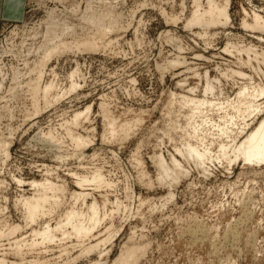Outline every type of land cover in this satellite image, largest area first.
Listing matches in <instances>:
<instances>
[{"label": "rangeland", "instance_id": "1", "mask_svg": "<svg viewBox=\"0 0 264 264\" xmlns=\"http://www.w3.org/2000/svg\"><path fill=\"white\" fill-rule=\"evenodd\" d=\"M199 1L206 8L207 1ZM214 1L223 6L226 0ZM85 4L86 0H23L24 10L18 18L1 19L0 139L6 137L11 147L8 158L0 157V232L6 225H19L21 230L10 238L0 237V258L6 264H94L100 259L112 264L125 246H139L144 253L138 256L137 264H264V165L250 167L240 163L228 167L216 163L204 176L190 166L188 177L169 188L159 185L158 170L152 162V156L161 153L167 161L170 155L179 160L175 148L183 149L189 141L194 143L185 123L190 112L181 103L180 95L203 97L205 72L212 80L215 98L219 99L233 98L240 83L264 86V31L251 28L253 11L264 19V0H229L228 22L221 21L224 25L219 23L207 29L186 26L194 0H117L114 12L120 14L119 27L107 33L106 39V35L99 40L97 37L99 49L96 47L93 52L84 50L51 59L40 84L51 81L55 93L63 97L54 101L53 94L51 100L45 101L39 95L36 108L40 110H33L26 83L36 78L34 73L29 74L36 57L26 48L41 42L40 34L45 31L42 22L47 17L67 18L68 23L76 25ZM247 56L251 59L249 64ZM176 60L177 66L171 63ZM234 70L246 74V78L242 80L230 72ZM71 84L76 87L69 92ZM190 88L195 91L193 95L187 92ZM89 107L87 118L66 132L65 124L72 121V116ZM108 119L114 127L107 126ZM111 128L117 132L112 133L115 136L110 134ZM206 130L203 134H211V130ZM66 133L86 138L88 146L79 148ZM47 134L55 139L47 138ZM97 172L106 185L101 184L100 188L92 182L84 189L76 186L79 177L92 179ZM46 179L58 185V191L63 189V193L54 192L60 200L48 193L54 200L45 208H54H49L50 214L39 215L34 223H29L20 199L36 195L33 182L47 183ZM82 190L97 201L106 200V207L101 210L107 211L108 217L92 236L78 240L71 235L70 240L56 233L51 244L33 238L32 232L41 231L47 223L55 227L66 210L78 209L80 205L75 204L70 193ZM170 191L175 197L172 201L167 200ZM91 202L92 198H88L86 204ZM109 210H113L112 216ZM111 226L109 232L116 234L110 242L88 254L82 253L86 246L106 238V229ZM18 238L26 242L18 248L21 253L13 242ZM29 239L31 243L37 239L39 248L30 249Z\"/></svg>", "mask_w": 264, "mask_h": 264}, {"label": "bare ground", "instance_id": "2", "mask_svg": "<svg viewBox=\"0 0 264 264\" xmlns=\"http://www.w3.org/2000/svg\"><path fill=\"white\" fill-rule=\"evenodd\" d=\"M115 1H117V0H86L87 5L85 4L86 7L84 8L83 13L81 14V18H78L80 20H79V23L76 25L75 24L72 25V24L68 23L66 20L67 18L65 20H62V19L59 20L56 17L50 16V15H49L50 16L49 18L47 17L48 20L46 19V22H42V23H45V25H44L45 31L42 34H40L41 42L33 45L34 43L32 41L30 43H32L33 46L31 45L32 47H30L29 49L26 48V50H28V53L33 54V56L36 57V59L34 61L32 60L33 61V65H32L33 68L31 69V71L29 72L28 71L29 69L27 70L29 72V74L34 73L36 78H35V80L30 79L29 82L26 83L30 87V88L29 87L27 88V89H29L30 92L28 90L27 91L32 95V97H31V99H32L31 101L33 103L32 107L35 106L34 108H32L33 110L36 108V106H38V101L40 99L39 95L42 96V99L45 101L51 100V99H49V97L50 96L52 97L53 94H54L53 95L54 101H55V99L60 100L61 97H63V96H61V94H60V96H61L60 97L58 93H55V91H56L55 86L51 83V81L49 82V84H45L43 86L40 84V83H42L43 75H45L44 74V71L46 70L45 67L51 61V59H53L54 57H58V59H59L60 57L64 56V54L68 55V53L72 54V52H73V54L75 52H80V51H84V50L85 51L86 50H88V51L92 50V52H93V50H95L97 47V37L99 40V38L102 35L105 36L107 33L109 34V32H112V31L115 32L114 29H117L119 27V23L121 22V20L119 22V15L120 14L118 15V14H115V12H114V10H116V7L114 5ZM206 1H207L206 8H202L200 1L194 0V10L192 12V16L190 18L189 23H187V25L185 24L186 26H188L190 24V26H188V28H190L191 25L192 26L198 25L199 27L205 26V28L206 27L209 28L211 25H214V26L216 24L220 25L219 23H221V21H223V23L228 22L229 15H228V11H227V6L229 4V0H226L225 4L223 6L217 5L214 0H206ZM79 5H80V3H79ZM78 8H77V10L80 9V8L79 9ZM66 11H67V9H66ZM52 13H53V11H52ZM77 13H79V12L77 11ZM62 14H63V12H62ZM71 14H74V13H71ZM252 14H253V24H252L251 28H256V29L264 31V19H263V17H261L257 14H254V11ZM74 19H76V18H74ZM73 22H75V21H73ZM223 23H221V24L224 25ZM247 24L248 23H246L245 25H247ZM121 25L122 24H120V27H121ZM135 31H136V29H135ZM30 33H31V35L35 34L34 32L33 33L30 32ZM34 36L35 35H33V38L31 37L32 40L35 39ZM36 38H37V35H36ZM106 38H107V35H106L105 39ZM100 41H99V43L101 46ZM24 44H26V42ZM107 44H105V45H107ZM24 46H27V45H24ZM225 48L228 49L227 47H225ZM225 50L223 49V51H225ZM226 51H228V50H226ZM244 52H245V50H244ZM28 53H26V55ZM256 58H258L257 55H255V59ZM262 58H263L262 60H264V55H262ZM26 59H25V61H26ZM253 59H254V57H253ZM253 59H252V61H253ZM0 62H1V60H0ZM178 62H179V60H178ZM241 62H242V60H239L240 64H241ZM26 63H25V65H26ZM171 63L175 64V66L179 65V64L176 65L177 60L173 61ZM183 63H184V60H183ZM249 63H251V59L248 57L246 64H249ZM242 64H245V63L242 62ZM168 65H169V63H168ZM52 71H54V70L52 69ZM260 71L258 70V73ZM26 72L23 74L26 75L27 74ZM230 72L232 74H235L236 76H238V75L241 76V79L243 77H244V79L246 78V74L242 73L241 71L234 70V71H230ZM18 73H17V79H19V81H20V78H18V75L20 73L19 74ZM29 74H27L26 76H28ZM259 74L261 75V72ZM225 75H227V74H225ZM23 76L21 74V77H23ZM71 76L73 78L72 73H71ZM256 76H257V74H256ZM263 76H264V74H263ZM263 76H262V78H264ZM19 77H20V75H19ZM205 77L207 78V83L203 87L204 88L203 89L204 91L202 94L203 97L199 98V96L197 94L196 95L198 97L197 96H190V95L189 96L180 95V98L182 100V101L180 100L181 103H183V105L186 107V109L188 108V110L190 112V114H187L190 116L187 118V120H185L186 121L185 123L187 126V131H188L187 133L189 134L188 135L189 139L193 140L194 143H191L190 141L187 142L189 139L187 141L183 139V141L187 142L186 144H183V146L185 145L184 148L183 149L175 148V151L172 150L180 158L179 160L174 155H170L169 161H167L166 158L162 155V153L152 156V162L154 163L155 167H157V170H158L157 181H158L159 185H161V186L167 185L169 188H171L173 186L175 187L176 184H179L180 180H182L183 178L185 180V178L188 177V174L190 173V171L188 170V167L190 168V166H193L196 171H199V173H202V175L204 176V174H207V173L209 174V170H210L211 166L214 167V165L216 163L217 164H224L225 163V165L228 167L233 166L235 164H240V163H242L243 165H246V166H250V167L264 165V101L260 102L262 99H264V86L261 84L260 85L259 84L254 85V83H251V84L240 83V85L238 86V91L233 98H229V97L224 98L223 97L222 99H219V98H215L214 86L211 82L212 80L210 81V79L208 78L207 72H205ZM14 78H16V77H13V79ZM30 78H31V76H30ZM250 78H252V77H250ZM3 80H4V78H3ZM184 82H186V81H184ZM218 83H219V81H218ZM26 84H24V85H26ZM2 85L3 84L0 83V92L2 89ZM23 86L21 84V87H23ZM177 86H181V83H180V85H177ZM184 86H186V83ZM75 87H76L75 84H71L69 92H71V90L74 91ZM21 89H23V88H21ZM21 89H20V91H21ZM16 91H15V93H16ZM189 91L192 93V95L194 94L193 92H195L193 90V88L192 89L190 88V90L187 91L188 94H189ZM29 93H27V94L30 95ZM220 93H221V91H220ZM209 94L211 95L210 97H208ZM16 95H17V93H16ZM177 96H179V94ZM177 96H176V98H177ZM220 96H221V94H220ZM169 97L171 98L172 95ZM177 100L178 99H176V103H177ZM45 103H47V102H45ZM168 105H170V104H168ZM170 107H169V109H170ZM178 107H179V105H178ZM45 108H43V109H45ZM5 109H7V108H5ZM36 109L40 110V108H36ZM89 109H90V107L85 109V112L84 111L81 113L77 112L74 116H72L73 119L71 122L68 121L67 124L64 123L65 125L68 126V129H65L66 132H67V130H73L74 127L81 124L83 119L87 118L86 115L88 114ZM181 110H182V108H181ZM170 111H172V110H170ZM175 115L177 116L178 114L176 113ZM102 117H103V114H102ZM183 118H184V116H183ZM137 121L139 122V120H137ZM177 121H179V120L177 119ZM109 122L110 121L108 119V125L107 126H109V125L113 126L112 125L113 121H111L112 123H110V124H109ZM175 125L176 124H174V127H175ZM126 127H127V125H126ZM112 128H111L110 134L113 136L114 134L116 135L117 132L116 131H115V133H114V131L112 132ZM122 128H124V127H122ZM206 128L209 129V131L211 130V134H208V135L203 134L204 131H207ZM122 130H120V131H122ZM171 130H172V128H171ZM180 130L183 131L184 128H183V130L182 129H180ZM118 131H119V129H118ZM69 133H73V132H69ZM112 133H114V134H112ZM128 133H129V131H128ZM199 133H200V136H199ZM49 134H47V136H48L47 138L50 137L51 139H53L54 136L51 137L52 135L49 136ZM68 134H67V136L70 139L72 138L73 140H71V141H75L76 144H78L79 148L82 145H83V149L85 148V146L87 145L86 144V140H87L86 138L82 139L83 138L82 136H75L74 137V136H72L70 134L68 135ZM9 135H11V134H9ZM168 135H170V134H168ZM184 135H186V133ZM201 135H203V137H201ZM4 138L5 139H2V138L0 139V153H2L1 154L2 156H0V157L7 156V158H8V155H9L8 154L9 153L8 148L11 147V146L9 147V145H11V141H9L10 144H8L9 142L6 141L7 140L6 137H4ZM10 140H12V139H10ZM168 140H171V139H168ZM72 143H74V142H72ZM173 146H175V145H173ZM3 155H5V156H3ZM97 173L92 177V179L87 178V177H82V178L79 177L77 182H75V184H77L76 186H79V188L84 189L86 186H88L89 183H90L89 185H91L92 182H94L93 186H95L96 183L98 186L99 185L101 186V184H104L103 183L104 181L101 178L102 176H100L101 174L99 175V173L98 174ZM92 175L93 174H91L90 176H92ZM74 176H76V175H74ZM90 176H88V177H90ZM75 178H78V177L76 176ZM101 181H102V183H101ZM18 182L16 184H18ZM45 182H47V183L43 182L42 184H40L41 183L40 182L39 184L37 183L38 185H35L36 182H33L32 185L36 186L35 188H37L38 193L35 192V194L36 193L37 194L34 195L33 197L32 196L28 197V198L26 197V199H22V197H21V199H20L22 201L21 207H24L23 211H25L24 217L26 218V221L27 220L30 221L29 223H32V222L34 223V221L37 220L39 215L44 216L46 213H47V215H48V213L50 214L49 208H51V206L49 208L48 207L45 208V207L47 205L51 204V200L53 199V196H51V195L53 194L54 197L56 198V200H60V199H57V197H56V195H58V194H56L54 192H56V191L60 192L61 191V195L63 193V191H62L63 189L58 191V188H57L58 185L54 186V184H51L47 179L45 180ZM104 185H106V184H104ZM99 187H96V188H99ZM85 190H87V189H85ZM85 190H82L80 193H77V194H71L70 193V196L73 197V199L76 201V203L75 202L74 203L80 205V207L78 209L76 207H73L70 210H66V213H64V216L62 217L63 219L60 217L61 220H58L57 223L55 222L56 223V226L54 225L55 227L51 228V226H49V224L47 223L48 225L46 224V226L44 228H42L41 231L32 232L33 238L34 237L37 239L39 238V239H41V241L39 240L40 242L51 244V242L53 243V241L56 240L55 237L57 235L55 236V234L61 233L62 237L65 239H66L65 236L69 237V236L73 235L72 237L75 236L74 237L75 239L77 238L78 240H81V239L85 240V238H87L95 230H97L98 227L102 224V222L108 217L107 211L101 210V209H105L106 200L101 199L100 201H97L94 199L95 197L93 198V196L91 194H89L88 192L86 193ZM50 192L52 193L50 195L52 198H50L48 195V193H50ZM168 197H167L168 198L167 200H169V201H172V198H175V197H173V193L171 191L168 193ZM88 198H92V202L90 204H86V201ZM105 199H106V197H105ZM56 200H55L54 204L57 206L58 202ZM114 203L116 204V202H114ZM54 204L52 203V205H54ZM75 204H73V205H75ZM116 205H118V204H116ZM53 208H51V209H53ZM124 209H126V208H124ZM52 211H51V213H52ZM111 211L113 212V210H111ZM111 211H110V213H111ZM117 211H119V210H117ZM110 215L112 216V213ZM1 228H3V227H1ZM19 228H20L19 225L18 226L17 225L16 226L6 225L2 229V231L0 232V237L4 238V239H5V237L10 238V237L14 236L16 234V232L21 230ZM109 228H112V226L108 227L107 229L105 228L106 232H108L106 238H103V240L97 241V243L95 245L92 244V245H89V247L86 246L85 249L83 248L82 253L88 254V253L93 252L96 249H98L100 245H104L105 243L110 242L115 237L116 232L115 233L109 232ZM103 233H100V234H103ZM24 237H26V236H24ZM23 239L18 238V240H14V241L12 240L18 246V247L16 246L17 249L20 247L21 244L24 245L26 243V242L25 243L23 242ZM37 239H33L32 243H31V240L29 239L30 241L28 244H30V245H28V246L30 249L37 248L38 247L37 245H40V243L38 244L35 241ZM69 239H70V237H69ZM92 239H95V236ZM83 242H82V244H83ZM42 243H41V246L43 245ZM77 245H80V244H77ZM43 246H46V245L44 244ZM20 248H23V247H20ZM26 248H28V247H26ZM21 250L22 249H20V250L18 249L17 251L19 253H21L20 252ZM62 250H64V249H62ZM32 252H35V251H32ZM63 252H66V251L64 250ZM107 252H108V250H107ZM142 252L144 253V251L142 250V247L125 246L121 250L120 255L114 260V262H112V264H137V262L139 260L138 256L140 257L141 256L140 253L142 254ZM39 253H41V252H39ZM80 254L81 253H79V255ZM102 255H105V254H102ZM81 256H82V254H81ZM99 257L101 258L102 256L100 255ZM36 261H37V259H36ZM15 263L11 262L10 264H15ZM0 264H6L5 260L0 258ZM33 264H35V263L33 262ZM36 264H38V263H36ZM62 264H64V263H62ZM94 264H106V263L101 262V259H100L99 261L95 262Z\"/></svg>", "mask_w": 264, "mask_h": 264}, {"label": "crops", "instance_id": "3", "mask_svg": "<svg viewBox=\"0 0 264 264\" xmlns=\"http://www.w3.org/2000/svg\"><path fill=\"white\" fill-rule=\"evenodd\" d=\"M23 0H0V24L1 19L18 18L22 14Z\"/></svg>", "mask_w": 264, "mask_h": 264}]
</instances>
